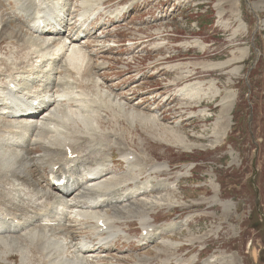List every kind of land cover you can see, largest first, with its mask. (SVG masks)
Wrapping results in <instances>:
<instances>
[{
  "label": "rangeland",
  "instance_id": "1",
  "mask_svg": "<svg viewBox=\"0 0 264 264\" xmlns=\"http://www.w3.org/2000/svg\"><path fill=\"white\" fill-rule=\"evenodd\" d=\"M80 1L74 0L79 14L91 17L104 12V0L103 6L92 5L96 0L81 6ZM106 2L110 13L104 17L105 25L99 18L90 24L93 29L104 25L96 34L77 27L79 14L70 18V37L87 29L90 36L83 46L88 59L93 66L103 63L106 67L96 75L102 81L99 89L89 88L87 93L96 95L100 110L107 115L95 122L104 134L125 138V148L145 159L139 183L152 179L153 189L136 202L146 196L169 195L172 205L152 208L149 218L157 226L154 238L143 240L140 223L127 220L121 228L134 240L119 238L108 246L105 258H87L85 264H264V0ZM0 6L6 15L14 16V27L31 35L10 0ZM116 8L124 10L114 18ZM9 42L0 34V58H9L16 50L12 57L20 59L19 45ZM185 87L190 90L187 97L180 94ZM195 93L200 100L193 97ZM87 94L85 111L93 102ZM228 95L236 102L232 126L225 140L216 142L211 136L213 125ZM95 136L99 144L93 138L90 143L95 150L111 148L110 175L127 180V164L115 145L109 146L110 138ZM183 137L182 145L187 142L195 147L183 149L177 141ZM155 163L168 164L169 169L145 173ZM48 171V166L32 170L34 179L41 178L42 187L49 184ZM179 174L184 176L177 179ZM218 201H229L232 208L224 212ZM74 221L70 224L74 242L92 239V230L84 234ZM165 224L181 230L172 227L160 233L168 227ZM159 238L170 245L159 243ZM66 250L67 259L73 260L74 248ZM30 259L28 264L42 262L36 253ZM9 262L19 264V257L10 256Z\"/></svg>",
  "mask_w": 264,
  "mask_h": 264
},
{
  "label": "bare ground",
  "instance_id": "2",
  "mask_svg": "<svg viewBox=\"0 0 264 264\" xmlns=\"http://www.w3.org/2000/svg\"><path fill=\"white\" fill-rule=\"evenodd\" d=\"M6 1L9 0H0V4ZM90 1L81 0V6L90 4ZM10 2L15 6V13L24 18V25L31 35H24L14 27V16L6 15L0 6L1 39L7 37L10 44L19 45L18 53L22 55L20 59H13L14 50L13 54L10 52L9 58H0V264H11L10 256H18L19 264H28L33 253L39 255L41 264H85L84 261L67 259L69 252L65 248H74L80 260L105 258L104 253L109 250L110 244L119 238H124L125 242L132 240L121 228L122 222L137 219L143 225V230L151 228L148 222H151L149 217L152 208L156 205L170 207V196H146L137 203L138 196L153 189L150 185L152 179L139 183V176L144 169L141 164L145 159L138 156L136 162L130 161L128 156L133 152L125 148V138L118 133L104 134L96 124L95 119L107 115L103 109L100 110L102 106L98 105L96 95L87 93L89 88L99 89L102 81L96 75L106 67L103 63L93 66L87 50L79 44L89 38L87 29L76 33L74 38L70 37L73 24L70 18L74 13L71 1ZM100 2L96 0L92 5L103 6ZM119 13L121 10L116 11L115 15ZM78 17L77 22L81 27L90 23L91 17L85 12ZM241 28L244 29L242 24ZM13 85L14 88L11 87ZM86 94L93 99L87 111L84 107ZM180 94L187 97L190 90L185 87L184 91L180 90ZM195 95L193 97L200 100L199 93ZM108 96L110 101L111 95ZM235 103L231 95L221 102L211 135L216 142L225 140L232 126ZM95 135L107 136L109 142L112 141L109 146L115 145L122 161L127 164V180L110 175V166L114 163L110 159L111 148L95 150L97 147L94 149L90 145L92 138V142L97 139ZM177 141L185 150L195 147L187 142L182 145L184 137ZM67 148L71 150L70 158ZM46 166L51 184L42 187L41 178L33 179L32 170H42ZM150 166H155L158 172L169 169L168 164L164 163ZM182 176L177 175V179ZM55 181L65 183L58 186ZM130 184L132 187H128ZM210 185L216 192L214 182ZM218 203L224 212L232 208L229 201ZM73 220L80 224L77 226L81 227L84 234L92 230V239L86 240L85 237L79 243L74 242L70 225ZM165 225L168 227L160 233L172 227L181 230L177 225ZM159 239V243L170 245L163 238Z\"/></svg>",
  "mask_w": 264,
  "mask_h": 264
}]
</instances>
